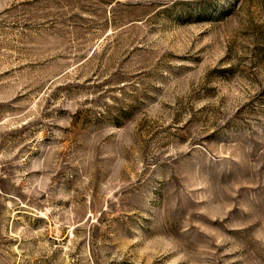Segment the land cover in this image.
<instances>
[{
    "label": "rangeland",
    "instance_id": "obj_1",
    "mask_svg": "<svg viewBox=\"0 0 264 264\" xmlns=\"http://www.w3.org/2000/svg\"><path fill=\"white\" fill-rule=\"evenodd\" d=\"M0 264H264V0H0Z\"/></svg>",
    "mask_w": 264,
    "mask_h": 264
}]
</instances>
